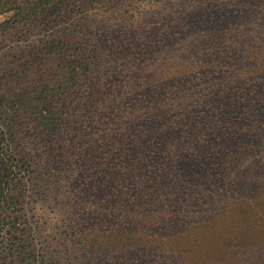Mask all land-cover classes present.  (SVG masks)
<instances>
[{
  "label": "rangeland",
  "instance_id": "1",
  "mask_svg": "<svg viewBox=\"0 0 264 264\" xmlns=\"http://www.w3.org/2000/svg\"><path fill=\"white\" fill-rule=\"evenodd\" d=\"M7 19L0 74L60 44L88 87L78 119L65 94L0 110L24 212L67 241L62 263L264 264V75L251 76L264 67V0H70ZM188 131L198 152L203 136L224 137L198 159L210 173L190 168ZM157 152L176 179L155 169ZM70 163L85 164L74 180ZM74 186L78 199L64 194Z\"/></svg>",
  "mask_w": 264,
  "mask_h": 264
},
{
  "label": "trees",
  "instance_id": "2",
  "mask_svg": "<svg viewBox=\"0 0 264 264\" xmlns=\"http://www.w3.org/2000/svg\"><path fill=\"white\" fill-rule=\"evenodd\" d=\"M69 1L0 0V14L8 16L7 21L4 22L5 30L22 26L39 16L61 13L66 9ZM53 46L48 53L39 55V57L34 56L25 64L4 69V72L0 74L1 111L7 112L17 107L22 108L25 104L32 102L42 103L50 98L65 94L69 97L74 96L70 100L69 106L73 111L72 115L75 114L76 116L75 119L82 116L83 102L87 100L88 87L80 86V67L77 63L69 60L60 44ZM256 65L259 68H256L257 70H254L255 72H252L251 76L260 81L263 79V76L260 77V73L262 72L264 75V67L261 66L260 62ZM190 101L189 108L198 117H204L202 113H205V110H201L196 101ZM180 108L181 105L174 107L172 113L178 116V109ZM51 119L53 117L41 120L42 126L47 132L53 127ZM186 138H188L189 143V149L185 151L186 158L193 173H210L204 164H199L198 159L205 154L208 157L218 156L219 154L214 148L224 147V144L220 142L224 137L203 136L202 140L199 139V143H206V152H198V148L193 149L191 143L193 144L194 139L197 141V137L190 134L189 131L186 132ZM9 140L7 137H0V264H65V262L62 263L63 259L69 256L67 252L70 250L69 248L63 250L62 248L67 245V241L64 239L60 242L58 239L55 242V236L52 237L55 230L51 228V225H48L50 228L41 227L38 225V221L34 220V217L31 220L29 215L24 212L27 198L23 182L26 177L21 176L22 172L16 175L15 170L8 165L10 157L8 154L10 153ZM193 145L196 146V144ZM157 153L153 160H159L160 164L155 169L161 170L160 173L164 174L166 180L169 178L171 180L176 179L177 176H174V173L169 170L172 165L171 159L167 154ZM67 167H69L67 171L69 179L74 180L83 171L85 164L77 167L76 164L70 163ZM72 167H76L74 171L70 170ZM224 167L227 166H223L221 170ZM17 180L18 184L16 183ZM167 187L169 188V186ZM64 189L67 191V188ZM18 191L21 193L19 194ZM65 191L66 196L74 199H78L81 192L76 186L72 188L70 193Z\"/></svg>",
  "mask_w": 264,
  "mask_h": 264
}]
</instances>
